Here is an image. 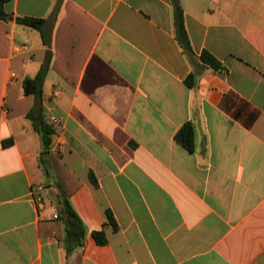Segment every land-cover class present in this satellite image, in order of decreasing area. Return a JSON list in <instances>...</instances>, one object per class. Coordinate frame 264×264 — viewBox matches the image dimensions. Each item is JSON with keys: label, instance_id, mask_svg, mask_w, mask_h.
Masks as SVG:
<instances>
[{"label": "crops", "instance_id": "1", "mask_svg": "<svg viewBox=\"0 0 264 264\" xmlns=\"http://www.w3.org/2000/svg\"><path fill=\"white\" fill-rule=\"evenodd\" d=\"M180 3L196 57L207 50L225 67L198 66L192 88L172 0L5 5L0 264H264V0ZM18 17L43 19L42 30ZM43 67L47 151L23 87ZM188 122L193 151L176 140ZM53 156L79 181L59 166L87 228L71 254L54 236Z\"/></svg>", "mask_w": 264, "mask_h": 264}, {"label": "trees", "instance_id": "2", "mask_svg": "<svg viewBox=\"0 0 264 264\" xmlns=\"http://www.w3.org/2000/svg\"><path fill=\"white\" fill-rule=\"evenodd\" d=\"M9 1L10 0H0V22L4 24L5 31L10 30V26L7 22L8 13L5 8V5ZM172 2L174 6L176 38L193 66L192 72L185 80V83L192 88L196 85L197 79L201 74V71L198 70V66L202 65L203 69H211L215 72L225 70V67L207 50H204L199 57H196L185 26V16L180 0H172ZM17 22L42 30L44 20L34 17H18ZM46 71V67H43L34 78L26 77L23 81L25 94L33 95L35 97L36 104L30 114V118L33 121L35 130L41 137L45 151H47L51 145L53 129L47 124L42 114H38L37 111H40L42 105L43 82ZM176 140L183 144L188 150L193 151L195 148L194 125L191 122L184 124L176 133ZM12 143L13 140L11 138L3 140V146H9ZM53 165L56 170L57 188L59 190L57 204L58 214L53 223L54 236L61 242V245L65 247L67 254H71L83 244L87 234V228L71 203L70 195L72 190L68 188L66 180L60 173L59 166L66 168L68 173L74 178L75 176L69 171V169H67L59 157L53 156ZM75 179L77 180L76 185H78L79 181L77 178ZM107 216L109 223H111L114 229H116L115 218L111 211L107 212ZM93 236L98 244L103 245L108 242L104 230L94 231Z\"/></svg>", "mask_w": 264, "mask_h": 264}, {"label": "built area", "instance_id": "3", "mask_svg": "<svg viewBox=\"0 0 264 264\" xmlns=\"http://www.w3.org/2000/svg\"><path fill=\"white\" fill-rule=\"evenodd\" d=\"M22 48L23 49H28V46H25L24 45L22 47H17L15 50L16 51H20ZM43 189H44V186H39L37 188V193H36V196H35V199H36V201H37V203H38L39 206H42L43 205V197L41 195V192H42ZM54 217L57 218V214H54Z\"/></svg>", "mask_w": 264, "mask_h": 264}]
</instances>
